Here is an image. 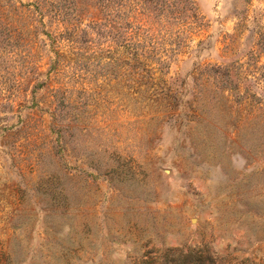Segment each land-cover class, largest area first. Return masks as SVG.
<instances>
[{"label":"rangeland","instance_id":"obj_1","mask_svg":"<svg viewBox=\"0 0 264 264\" xmlns=\"http://www.w3.org/2000/svg\"><path fill=\"white\" fill-rule=\"evenodd\" d=\"M0 264H264V0H0Z\"/></svg>","mask_w":264,"mask_h":264}]
</instances>
